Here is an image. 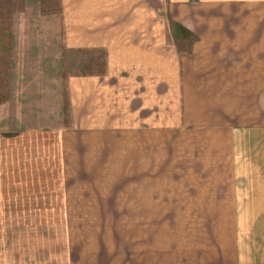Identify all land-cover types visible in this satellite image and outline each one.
<instances>
[{
	"label": "crops",
	"instance_id": "1",
	"mask_svg": "<svg viewBox=\"0 0 264 264\" xmlns=\"http://www.w3.org/2000/svg\"><path fill=\"white\" fill-rule=\"evenodd\" d=\"M54 2L51 34L106 66L69 83L72 127L0 129V264H123L134 240L161 264L162 227L182 229L164 264L264 261V0ZM44 209L65 258L24 235L18 213Z\"/></svg>",
	"mask_w": 264,
	"mask_h": 264
},
{
	"label": "rangeland",
	"instance_id": "2",
	"mask_svg": "<svg viewBox=\"0 0 264 264\" xmlns=\"http://www.w3.org/2000/svg\"><path fill=\"white\" fill-rule=\"evenodd\" d=\"M54 1L0 0V129L4 136L16 135L23 128L72 127L69 83L74 78L102 74L105 70L104 52L68 49L62 36L51 34L58 28L61 18L59 6ZM10 30L12 34H9ZM45 31L48 35H37ZM28 147L36 151L32 160L37 162L30 165L35 171H45V165L39 161L41 149L33 144ZM23 149H26L24 144L18 146L17 151L23 155ZM17 167L20 172L21 166L17 164ZM50 171H53L52 167ZM44 211L18 213L30 224L25 230L18 229L17 235L24 230V235L27 234L31 243L41 241L39 237H46L44 242L50 241L45 245L46 252H52L54 257L65 258L63 242L67 229L64 228L63 213L52 209ZM195 214L194 218H197ZM80 215L86 216L85 213ZM44 219L48 226L31 227L35 221ZM116 230L125 231L130 238L135 237L137 231L135 228ZM178 230L182 229L161 228V264L167 263L170 255L168 232ZM251 245L254 248L250 264H264V261L256 260L255 257L259 245ZM125 247L123 243L124 259ZM125 261L123 264L141 263L137 259L135 240L128 246V259ZM144 264H149L147 259Z\"/></svg>",
	"mask_w": 264,
	"mask_h": 264
}]
</instances>
